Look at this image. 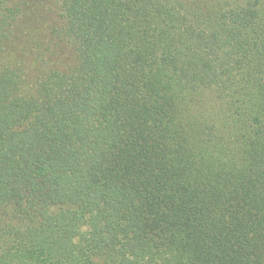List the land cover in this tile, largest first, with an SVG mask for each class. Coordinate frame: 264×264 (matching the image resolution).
<instances>
[{
  "label": "trees",
  "instance_id": "16d2710c",
  "mask_svg": "<svg viewBox=\"0 0 264 264\" xmlns=\"http://www.w3.org/2000/svg\"><path fill=\"white\" fill-rule=\"evenodd\" d=\"M0 264H264V0H0Z\"/></svg>",
  "mask_w": 264,
  "mask_h": 264
}]
</instances>
